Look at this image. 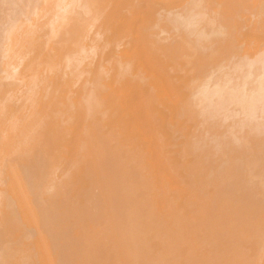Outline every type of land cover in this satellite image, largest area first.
I'll list each match as a JSON object with an SVG mask.
<instances>
[{
	"label": "bare ground",
	"instance_id": "obj_1",
	"mask_svg": "<svg viewBox=\"0 0 264 264\" xmlns=\"http://www.w3.org/2000/svg\"><path fill=\"white\" fill-rule=\"evenodd\" d=\"M51 1L54 2L56 0H50L49 2L47 1V5L51 4L52 3ZM89 1L93 2L91 0ZM105 1L106 0H103L104 4L102 3L103 6H105L103 10L104 9L106 10V8L108 9L110 5H112L113 7V4L115 3L113 2V4H111L112 0L111 1L109 0V2H107L108 0L106 2ZM114 1L119 2V0H114ZM241 1L242 0H122L121 2L124 3V6H122L124 8L123 13H125L132 6V2L133 3L136 2V3L133 4L134 7L132 6L125 13V15L127 14L126 16L124 15L122 16L121 11H118V10H122L121 7L120 9L119 8L117 10L115 9L116 11L120 12L119 14L115 11H114L115 13L107 12L108 14L104 12L106 18L105 15L102 14L103 11L101 13L99 9L100 13L105 18L103 19L104 21L102 20L103 23L105 21L106 22L109 21V23L111 21H114V19H116L114 18L115 14L119 15V16L115 15V17L117 16L118 18H121L122 16L125 19H123L124 22L122 23H121L122 20H120L119 24L116 26H114L115 24L112 25V27L115 28V29L113 28L114 30H112L111 27H109L111 26L109 23H106L105 29L102 27V30H100L101 26L105 25V23L104 24L101 23L102 24L101 26L98 23L99 27H97L98 24L96 22L95 26L96 25L97 26L95 31L96 30L100 31V34L99 32L96 34H99L97 36L102 40L101 35L103 33L102 36L103 40L102 41L99 40L96 37V34L91 32L92 34L87 33L88 35L85 36L90 37L93 36L94 34L95 37L94 36L93 37L97 38V40L92 39L91 43L89 40L88 43H90L91 45L85 42L81 45V49H80L81 59L79 60L80 73L78 75L80 78L79 80L80 87L78 88L79 83H77L76 84L78 85L76 86L77 89H75L74 85H73L74 88H72V90L75 89L73 91L75 95L77 94L76 91L78 89L80 90V94H79L80 96L77 95L79 96L80 99L79 101L77 100L79 104L78 106H80L78 107L80 108V111L79 109L76 110L77 112H79L78 115L81 114L80 115L81 120L78 119L80 120V122L78 121V125L79 123L83 124V126L81 124L82 129L81 128L80 129L82 131L80 134H82L84 138L80 136L81 139L79 137L80 139L79 141H81L82 138L83 140H85L86 137L89 135L88 134V129L90 125L89 122L93 124L95 123V121L99 119H103L107 121V123L101 126H103L104 129L106 130L110 129V131L108 132V136L107 133L105 135V137L107 136L108 138L104 137V139H107V143L106 140L103 141L105 142V146L109 144L111 140L116 141L115 142L116 146L122 147L123 150H121V152L124 151L125 155L124 153H122L120 155L121 157H119V155L117 154L119 152L118 149H116L117 151L115 150L116 151L115 154L114 153L112 154V152L108 153V151H105L106 149L105 150L103 149L105 148V146H103L104 143L102 142V140L100 138H97L99 136H98V132H96L95 129L97 128L96 127L97 124H95V127H93V130L95 129V131H92V133L95 132L93 134L94 136L93 138H95V140L97 139V141H99L100 144L97 141H94L91 144H89L88 142L87 149L89 152V158L91 159L93 157L94 162H95V158L97 157H101V158H99L97 161L99 163L95 165V171L94 170L92 171V168L90 166H89L90 168H88V165L89 164L91 165V163H89L90 160H88L89 158L85 157L87 156L86 154L84 156H82L81 154L82 150L84 154V150H85L84 148L86 147V145H84L83 143L85 144L87 143L86 142L87 139L85 142L82 140L83 149L79 151L80 153L78 152L80 154L78 156H80V160L81 159L84 160L87 158L86 159L87 161L85 160V162H88V165L86 163L87 168L90 169L91 172H93L91 173L92 176L95 175L93 176V179L95 178V185H94L95 188L93 187L92 183H90L92 187L90 186L91 192L90 191L89 192L91 194L89 193L90 194L89 195L87 193L91 197H88L87 195L86 200L82 199L85 203H90L88 208H86L85 206L84 209H81L79 205L82 207L83 205H85V203L82 201H81L82 203H80L79 201L75 202L70 197L69 190L75 188V187L70 188L74 184L73 182L72 185H69L70 183H72L70 181H73L72 178H70L71 176L69 177L67 175L70 179L69 180L67 178L68 182L70 183L66 181L67 180L65 179L67 177L66 175L64 179L63 177H61V179L59 180L60 183L55 180L57 177L63 174V170H64L62 168L64 167L63 163L61 165L62 171L59 168L61 171V172L59 171V173H61L59 176L56 175L58 174V171L57 173L56 170L54 172L55 168L52 170L53 174L49 173L52 171H50L51 168H49L51 166L48 167L49 161L48 163L46 162L48 159H46L44 156L46 155L45 152H43L44 154H42V160H41L40 159L41 156H39L41 155L40 151H39L40 154H37V152H35L34 150V149L37 150L39 148L37 147L33 148V146H31L33 145L32 141H34L33 139L34 136L37 135V133H35L34 130L36 131L40 127L37 126L38 122H36L37 117L40 114L38 112V116H36L37 114L36 105L39 102V98L36 100L37 98L36 95L38 93L36 94L35 92V90L39 88H35V87L33 88V83L32 85H30V87H28L27 84H30V80L32 79L31 73L28 78L27 77L25 78L24 77L25 75H23V78H21L22 76H20V78H17L16 76L15 80L18 79L17 83L19 82L17 84V87L20 88L25 87L24 89L27 90L26 91L21 90L24 96L18 94V96L15 97L16 98L15 100L11 99L13 100V102L9 99V101H11V104L9 102L7 107H5L6 104L8 103L7 101L8 98L6 97V95L8 94V92H10V90L6 93V95L2 97V98L6 97L7 103L6 101L4 102L1 101L4 103L1 105H4L2 107L3 108L5 107L4 108L5 111H3L4 109L0 107V112L3 111L2 113H4V114L0 113V116L1 117L7 116V117H5V119L4 117H2L3 119L0 117V123H1L0 125L1 128L0 185H2L4 181L6 183L8 182L9 184L13 183L12 185L14 191L16 189H17L16 192L23 190L20 191V193L23 192L25 194H20L19 192H17L19 193V198L17 197L18 198L17 199L15 192H14L15 194L14 197V195L12 194L13 190L9 191V189L12 187L11 184L9 185L7 183L8 186H5L6 185L5 182L3 183L4 185L2 186L5 190L8 187V191L7 190L5 191L2 188H0V198H2L0 199V239L2 238L1 239L2 243L6 239L9 240L8 245L4 244L5 242H7V240L3 243L4 244L3 246L6 245L5 248H2V245L0 246L1 248L0 264H34V263L37 264L38 261L32 262L33 258L34 260L36 259V257H32V256H34L35 252H38L35 251L36 249H38L36 245L39 243H40L39 245H41L42 242L40 241H42L44 237L47 238L46 243L48 245H46L45 247L44 245L45 240H43L42 244L46 249L43 246H40V249L41 247H43L44 250H42L43 249L42 248L41 252L42 251L45 252L46 250H48L49 252L46 251L47 252L46 255H44L45 253L43 254L41 253V256L44 259L40 255L39 258L37 257L38 260L40 259L39 263H41L42 259L44 260L42 261L41 264L43 263L44 264H258V262L261 261L262 259L261 256L264 251V237H263L264 235V200H263L264 199L263 197L264 196V46L263 49H261L260 51L258 50L261 47L258 48V50L256 49L258 52L256 53V51H254L255 55L252 54L254 55L252 57L248 55L246 52H244V49L243 51H241L240 50L241 46L238 45L239 42H235L237 40H234L236 37L234 36V39H232L230 33H226L227 25L225 26L224 22L221 23L220 18L221 17L223 18L222 15L223 11L222 12L218 11L219 8L225 10L227 9V7L228 8L231 7L232 9H237L238 7L241 6V5L238 6L239 3H241ZM6 2H7L6 0H0V13L2 11H6L4 10L5 5L9 6V4L8 3L6 4ZM12 2L15 1L13 0ZM40 2L42 4V1ZM97 2L101 3L100 0ZM15 3L17 4L18 2ZM66 3L67 6L69 5L68 3L70 2H66ZM107 3H109V6L106 7ZM245 3L243 2L244 5L248 6V4ZM258 3H260V1ZM235 4H238L236 6L237 8L234 6ZM253 4L254 2L252 3V5ZM52 5L53 4L49 6ZM8 6L7 8H9ZM49 6H47V8H49ZM54 6L55 5H53V7ZM70 6H72L74 9L73 5ZM103 6L101 5V7ZM218 6L219 8L217 9ZM233 6L235 8H233ZM214 7L216 8L217 12L215 11V9L213 11L212 8ZM12 8L14 10L15 6ZM23 8L21 7L20 10L21 13L22 10L24 11ZM239 9L240 8H238V10ZM254 9H257V7H255ZM241 10L242 9H240V11ZM257 10H259V8ZM262 10L258 12L261 13ZM57 11L59 12V10ZM231 11L228 12L232 15L233 12L231 13ZM234 12L236 11L234 10ZM223 14L225 15V13ZM263 14L264 13H262V15ZM57 15H62V14L58 13ZM96 15L99 16V14ZM234 15L238 16L240 14L238 15L234 14ZM262 15H260V17ZM2 16H3L2 21H4L5 20L4 17L6 15H2ZM8 16L10 17L9 14ZM242 16L243 15H240L241 18ZM263 17H261V19ZM257 18L259 19V16ZM106 19L109 20L107 21ZM238 19L240 18L238 17ZM40 20L41 19H39V21ZM73 20L75 19L73 18ZM35 21L37 24L38 20L36 18ZM78 21L80 22V20ZM69 22H71V20ZM4 23L5 22H3L2 24ZM40 24L41 23L38 24L39 26L38 25L35 26V24L33 26L38 28L41 26ZM107 24L109 26H107ZM232 24L231 26L235 25L236 22L235 24L233 25ZM94 28L92 30H94ZM234 28L235 27L233 26V29ZM240 28L241 27H239V29ZM167 29L169 31L171 30L172 32L178 34V37L175 35L177 37L176 38L177 40L173 38L170 44L168 43V45H164V43L168 42L167 34L171 32V31L169 32ZM116 30L117 33L120 32V35L115 33ZM260 30H262V27ZM20 35L21 36L17 35L18 36L17 39H19V37H22V39L24 38L22 36L23 34L20 33ZM263 35H261V37H263ZM236 36L240 38V34ZM172 37L173 36H171V38ZM25 38L24 40H27L28 43L31 42L35 44L34 41L32 42L29 41V39L27 38L25 39ZM91 38L92 37H90V39ZM227 38L228 39L231 38L232 39L231 41H233L234 43L230 42ZM246 38L247 37H245V40ZM226 39H227V43H226ZM220 41L223 42L221 43ZM7 42H11V39L10 40L8 39ZM17 42L14 45L15 47L12 45L9 46L11 48L13 47V49H15V52L18 51L16 50L17 48L19 49V46L16 47V44H19L20 42L18 43ZM160 42H164L163 45L162 43L160 44ZM181 42L183 43L184 47ZM224 42L226 44L224 48L221 47V51H223V49L226 48V45L230 43V45L227 46L228 53H225V51H223V55L219 54V56L215 57L214 52L211 51V49L213 50L214 48L216 49V51H218L217 49H220L217 48L218 45L222 46L224 45ZM231 44L235 48L231 46ZM234 44H237L239 47H236V45ZM26 46L23 48V50L25 49V51H26ZM182 47L184 49L185 48L189 49L188 51L195 48L194 49L195 53L201 52L200 58H202L203 60L199 62L198 61L199 56L195 55L194 53V57H193L192 52H194V50H192V52L190 51L191 56L194 59L195 56L197 57L196 60L199 62V64L196 65L194 63L196 67L192 68L191 70H184L183 68H186L184 67L183 64L184 62L182 61L183 63H180L179 61H181V59L178 60L180 55L183 56L184 54H186L184 53V51L187 52V50L186 49L184 50ZM242 47H244V45ZM3 51L0 52L1 55L3 54L2 53ZM11 51L12 53L10 51L9 52L6 51L5 53L8 52L11 53L12 55L14 53V50ZM19 51L21 52L22 55L23 51L22 50ZM176 51L177 52L182 51V53L184 54L182 55V53L180 52L179 55V53H177L178 58L175 59V57H177V55H174ZM221 51H219V53H222ZM207 54H209V57ZM210 54L214 55V57H212ZM8 56H10V54H8ZM187 56H184V58ZM2 57H4L3 59H5V57L7 59L6 55L5 56L2 55ZM13 59L10 58V60L12 61ZM194 59L192 61H194ZM25 60L26 59L24 58L23 62ZM187 60H191V59H187ZM192 61H190L189 63H187L188 61L186 62L187 65L186 64L185 65L188 67V69H190L189 66H191ZM10 63L12 62L10 61ZM181 65L183 67L182 69H181ZM11 67H13V65H11ZM27 68L29 67H25V69ZM0 72H2V70H0ZM5 72L6 71L4 70L3 73ZM8 72L11 71L8 70ZM6 74H8L9 78L10 76L14 78V76H12L14 74L11 75L10 73H5V75ZM42 74L50 76V73L45 74L44 71ZM61 74H62V70H61ZM57 75L59 74L57 73ZM2 76H4V74ZM40 76L41 75L37 77L40 78ZM1 78L6 80L7 77L5 76ZM9 78L7 79L9 80ZM38 78L36 80H39L38 81L39 84L37 83V81L34 83L40 85L41 83H43L40 82V80H42L43 77L42 79H38ZM44 79H46L45 76ZM5 80H0V81L3 82ZM32 81L33 79L31 80V82ZM42 81L45 82V80ZM7 82L9 85V81ZM13 82H15L14 79ZM24 84L26 85L24 86ZM37 85L35 86L39 87ZM45 85H47V83ZM54 85L55 86L59 85V83ZM54 85H52V87ZM7 86L6 88H8L10 85L8 87ZM55 86L53 87V89L55 88ZM62 86L65 88V85ZM48 87L50 88L49 85ZM1 88L2 90L1 89L0 90L3 91V87ZM31 89L32 92L34 91L35 93L34 92L33 93L36 94L33 95L35 96L34 98L36 102L34 101V98L32 99L33 93H31ZM18 90L20 89L18 88ZM55 91L57 92L56 88ZM55 91L53 90L52 93ZM13 94L14 93H12V95ZM54 94L55 93H53V95ZM46 96L47 98L48 96L50 97L49 94L48 95L46 94ZM57 96L59 95L57 94ZM64 96L62 97L64 98ZM10 97L12 96L10 95ZM23 97L25 98L24 99L25 102H23ZM69 97L70 96H67L65 97V99L67 98L69 99ZM17 98L19 99V102ZM21 98L22 101L20 100ZM45 98L46 97L41 99L42 103H44V101L42 100H45ZM70 98L72 101L73 98L72 97ZM48 99L51 100L50 98ZM48 99L47 101H49ZM74 101L76 100L74 99ZM17 102L20 103L19 106H17L18 105ZM22 102L24 108L21 107ZM34 102L36 103V105L33 104ZM47 103L50 104L49 102ZM62 103L60 104L62 105ZM53 104L50 107L48 105L46 106H48L49 107L48 109H50L52 106H54ZM73 104H72L73 106L71 105L72 108L77 107L75 106L76 102H73ZM40 107L38 106V110ZM55 107H58V105H56ZM16 108H18L17 111L19 110L17 113L14 112ZM76 110L71 109V112H74ZM6 111L7 113H5ZM12 111L14 112L13 114ZM46 111H48L47 107H46ZM60 111L61 110H59L58 112ZM5 114H9V115H5ZM65 114L66 113L62 115L64 116ZM67 114L68 116L70 115L68 112ZM75 115H77V113ZM185 115L188 116L186 119L189 118L191 122L194 121L193 123L194 127H192V129H189L191 131L193 130V132H191L192 136L191 137L189 136L190 140H187V142L181 141V143H179V144H183L184 146L181 152L178 151L180 150V148L179 149L175 148V145L174 144L172 145V143L170 144L169 142V145H167L169 146L168 148L174 146V148L177 150H173L174 148L172 150L178 151L181 154L179 155L176 154V152H174L178 156L172 157L170 152L171 148L170 150L166 149V144L168 142L164 143L166 141L163 140L162 142L161 139H164L166 135H168L167 134L168 129L170 128L172 129L173 126L175 127V123L179 120L178 118L184 116L185 119ZM65 116L67 117V115ZM53 117H54V113H53ZM39 118L42 117L39 116ZM61 118L63 117L60 116L59 124H61L60 122L63 120V119L61 120ZM181 118L183 119V117ZM66 119H65V123L67 122ZM71 119L73 120V122H75L74 120H76L75 123H77V118L74 117ZM186 119H185V123L187 122ZM103 120H99V121H103ZM54 122L52 123L54 124ZM57 122L58 120L55 123L57 124ZM56 124L54 125L56 126ZM50 125L48 126L50 127ZM67 125H69V123ZM168 125L169 128L167 127ZM46 127H44V129ZM49 127L47 128L50 129ZM69 127H73V124H71V126ZM98 127H99V123H98ZM44 129L43 131L46 132L47 129L46 130ZM68 129L69 131L68 130L67 131L71 132V130L75 129V127L72 129L71 128ZM99 129L97 128L98 131ZM106 130L103 133L101 130V133L104 135L105 132H107ZM73 132L75 133L72 134L76 135L77 131L73 130ZM90 132L91 131H89V133ZM48 133L47 134L49 136L43 138V140L44 139L47 140L48 138H50V134H51L50 131H48ZM57 133L58 134L61 133L60 135L62 136L65 132L62 133L58 131ZM44 134L43 133L41 134L40 132V135L43 136ZM80 134H77L76 137H78V135ZM72 136L73 135H71L70 138L69 135V138L71 140H72ZM89 136H92V134ZM168 137L166 138V140L168 139ZM170 137L172 139V136ZM170 137L168 141H171ZM30 138L33 140H31ZM41 138L40 140L42 143L40 141L37 142L35 141L36 144L38 142L41 143V144L38 143L39 144V145L37 144L38 146L43 145L44 141H42ZM61 138L62 137H60V140ZM69 138L67 137L66 139ZM75 138L73 139V141L75 140ZM28 139H30L31 142H28L27 145L25 143ZM174 139H172V141H174ZM71 140L69 141L66 140L69 144V148H71L70 146L71 144H73L72 142H70ZM48 141L50 140L48 139ZM62 142H63L62 144L66 143L64 140ZM29 143L31 144L30 145L31 149L34 150V153L37 154L40 158L37 155H36L37 157L34 158L35 154H32L33 151H31L30 148L29 149L27 148L29 147ZM68 144H64V146ZM23 145L26 147L25 157H23L24 156L23 151L19 152L18 154V151L22 150V148L24 147ZM111 145H113V147L115 146L114 143H112ZM111 145L110 147L113 148ZM74 146L76 147V145L73 144L72 146L73 148H71L72 149L71 152L75 153V150L78 151V148L80 147L77 146L76 149L74 148ZM176 146L178 147V145ZM49 147L47 146L46 148ZM69 148L66 149L67 153L68 151H70ZM27 149L30 150L31 153H28V151H26ZM53 149L57 150V148L55 149V147ZM61 150L63 149L61 148ZM50 151H49L50 153L48 152L49 154L54 153L52 151V148ZM57 152L62 153L61 151H57ZM88 152L85 153L88 154ZM69 153H68V158H66L65 161L69 158H72L75 159L74 162H76V157L78 156H76L75 158L73 157L77 152L75 154L73 153L74 154L72 155L73 157L71 156V154L69 155ZM29 154L30 155L32 154V156H30ZM179 156H181L180 158H182L180 159L181 161L177 159L179 158ZM187 157L190 159L188 160ZM44 159H46V161H44ZM60 159L57 160L60 162L62 161V159L61 160ZM82 160L80 162H82ZM41 161L44 163L46 162L47 166L46 164L43 163L45 167L42 166L41 168L40 167L42 165ZM54 161L56 160L54 159ZM54 161H52L53 165H54ZM67 161L65 163H67ZM71 161H70V165L75 164L73 162L71 163ZM15 162L17 163L16 165H14ZM80 162L77 163L80 164ZM159 163H161L160 167H159ZM56 166H55L56 169H58L60 164L56 163ZM75 166L78 167L79 165L76 164L73 166V168H75ZM83 166H81V168L79 166L78 167L79 169L77 171L79 172V170L82 169L84 172L85 169H83ZM177 166L180 168L184 167L185 169L184 171L186 172H182V173L179 172ZM44 168L45 169L49 168V169L45 171ZM67 168L69 169L70 167ZM162 168L166 171L164 173H168L166 174V178L169 175H174V176L176 174L179 175L180 181L177 176L174 177L176 183L177 182L186 183L185 181L187 180L188 183L185 184V186L186 185L189 186L188 190L190 191L186 193L187 195H184L185 192L183 194L184 197L186 196L187 198L186 200H188L187 201L188 203L186 204L189 205L191 203L190 204L191 206L189 205L191 208H189L188 206L189 209L187 208L188 209L187 212H185V210L187 209L184 210V206L182 208L180 206L181 204L175 203L177 199L171 200V198H169L170 196L167 197L172 201L173 204L170 203L171 205H169V202H171L169 200L167 202L168 204L167 203L162 204L164 206L165 204H167L168 206L162 207V205L161 206L159 205L162 203L161 200L159 199H162V196L164 197L165 195L168 194L166 192H165L166 194L160 193L162 195H160L159 197V195H157L159 191L157 188H155V185L159 182L162 183V181L165 182V180L167 182V180L173 179V176L172 177L170 176L171 178L168 177L167 179L163 178L164 176L161 175V171H160V169ZM176 168L178 169V171ZM12 170L14 172L13 175L11 172ZM66 171L68 170L66 169ZM66 171L64 173H68ZM86 171L88 174L89 170ZM54 173L57 177L54 175ZM133 174H135L136 177H134ZM182 174L184 175L183 176L184 181H182L183 180V177L181 176ZM52 175L55 177H53ZM91 175H89L90 179H91ZM49 176H51V179L55 178L54 180L57 182L56 183L57 185H54L55 183L51 184L52 180H49L50 178ZM14 178L16 180L15 183H17L16 185L20 184L18 188H20L21 183L23 185L24 182V186L25 185L28 186L27 187L28 190L26 189L25 191V189L22 188L24 186H21V188L18 190V188H16V185H14L15 184ZM62 179L63 181L65 180V182H67L69 186H64L66 184L65 182L64 185H61ZM74 181L76 182V180ZM168 182L166 183L167 186H168ZM170 182L173 181L170 180ZM183 183L182 186L184 185ZM80 185L78 184L79 187ZM170 185L168 186V189H166L167 186L162 183L161 188L164 187L165 190H167L168 192L171 191L169 190V187L175 186V185L173 186ZM33 189L35 190L34 194H37V197H35L36 195H32V193L34 192L32 191ZM1 190L3 192H8V194H12V195L8 196L6 194V196L8 197L6 199V197H4L5 196L4 193ZM29 190L31 191V193ZM81 190L79 189L78 193ZM178 190L175 189L173 191L176 192ZM27 191L30 193L32 198L25 196L27 194L26 193ZM74 191L77 192L75 189L71 192L72 193L71 195H73ZM154 192H155V196L157 195L158 197L157 196L156 197L159 199L155 198ZM84 193H86V189ZM92 193L94 195H92ZM43 194L48 195V199L46 198L47 202L46 203L41 202L42 204L40 203V208H38L39 205L37 204L39 201L38 198H40L39 195L42 196ZM171 194L174 193L171 192ZM20 195L24 196L25 198L21 197L20 199ZM10 196L14 197L13 198L14 200ZM74 196L75 194L73 195V197ZM176 196L173 195L172 198L175 197L180 199L179 198L180 196L179 197L178 195ZM43 197L44 196H42V198ZM82 197L84 198V194L83 196H81V198ZM30 198L31 200L33 198H34L33 200H37L34 202L35 203L37 202L36 206H38L37 208L39 209L38 218H35L38 210L36 211V213H32L33 211L32 209H31L32 211L30 210L31 206L33 205L35 206V204L29 206L28 201H30L29 200ZM81 198L79 199L81 200ZM168 198L166 199L168 200ZM19 199L22 201L23 206ZM158 200L161 203L160 202L158 203L157 202ZM17 201H19L21 208L29 206L27 207L29 209L25 208L24 210L23 208L21 210L20 206H17L20 209L19 211H16L13 207L14 204L17 203ZM32 201L30 202L34 203ZM17 207L15 208L17 209ZM26 210L29 211L26 212ZM183 210L185 213L182 212ZM23 211H25V213ZM162 211L165 212L162 213ZM14 212L16 214L19 212V215L23 216L22 221L26 219L24 218L26 216V213L27 216L34 217V219L33 217L32 218L29 217V218L35 220L34 221L35 223L38 219V224L42 228V232H43L42 234V232L40 231L41 230L40 227L37 226V223L33 224L36 225L33 226L36 227V229L33 230L36 231L35 235H37L36 236L37 238H35V236L33 238H35L37 242L39 240L38 243L37 242L35 243V241H31V239H29V237L33 235L34 231L29 229L30 232L32 231L33 232L31 233L32 235L28 234L29 231H27V229L30 228L31 225L26 224V220L23 222L21 221V225H20L21 228L28 226V228L26 227V230L24 228L25 234L23 232H20V234H18L17 230L21 231L22 229L21 228H20L21 230L18 229V225L16 223H19L21 217L17 216ZM20 212L21 213L23 212L22 213L23 215H21ZM29 212L32 214L28 215ZM14 217L16 218V220H18V222L15 220L16 221L15 223ZM18 217H20V219ZM31 219H29L30 222ZM23 223H25L26 225ZM37 231L39 235L37 234ZM253 232H255V234ZM21 233L24 234V236H22ZM28 235L30 236L28 237ZM39 236H41L42 239L39 238ZM29 244H34L36 246L33 247L34 245H31L33 248H36L34 251L32 250L34 252V253L32 252L33 255H29L27 253V247L29 246ZM32 247L31 249H33ZM28 248H30V246ZM48 254H51L52 259L49 258L51 257L50 255L48 257ZM45 256L48 258H46ZM45 259L48 260L46 261ZM263 260L264 258L262 259V263H264Z\"/></svg>",
	"mask_w": 264,
	"mask_h": 264
},
{
	"label": "rangeland",
	"instance_id": "obj_2",
	"mask_svg": "<svg viewBox=\"0 0 264 264\" xmlns=\"http://www.w3.org/2000/svg\"><path fill=\"white\" fill-rule=\"evenodd\" d=\"M7 2H6V4L8 3L9 4V6L8 5H5V9L4 10H6V11H2L1 13H0V15H1V19H0V52L1 51H3V50H5V51H3L2 53V55L3 56H7V59H6V57H5V59H3L4 57H2V55L0 54V70H2V72H0V80H5V79H2L1 77H7V78H9L8 77V74H6L5 75V73H10L11 75L12 74H14V75H12V76H14V78L13 77H11L10 76V74H9V76H10V78H9V80L6 78V80L5 81H0V89L2 90V88L1 87H3V91H1L0 90V102L1 101H6V97L8 98L7 99V101H8V103H7V101H6V106L5 107H7V105L9 104V102H10V104H11V101L13 102V100H11V99H16L15 97H17L18 96V94H21V96L23 95V93H22V91L21 90H23V91H26L27 89H24L23 87H17V84L19 83H17V80H15L16 79V76H17V78H20V76H22L21 78H23V75H25L24 77L26 78H28L29 76H30V73H31V77H32V79H33V81L31 82V80H30V84H27L28 85V87H30V85H32V83H33V88L35 87V88H39V89H37V90H35V92H36V94H34L33 92H32V89H31V93H33L32 94V96L33 95H36L37 96V98H36V100L39 98V102L37 103V105H36V101H35V96H33L32 97V99L34 98V103L33 104H35L36 105V107H37V111H36V116H38V112H39V116L40 117H42V118H39V116L37 117V121H36V119H35V121L36 122H38L37 123V126H40L36 131L34 130V132L35 133H37V135L36 136H34V141H32V143H33V145H31L30 143H29V147H27L28 149L30 148V150L31 151H33V153L32 154H35L34 153V150H35V152H37V154H40L41 153V155H39V156H41V158L37 155V154H35L34 155V158H36L37 156L42 160V154H44L43 152H45V154L46 155H44L45 156V158L46 159H48L47 161H46V159H44V161H46L47 163H48V161H49V165H48V167L49 166H51V167H49V168H51V170L50 171H52L54 168V172H55V170H56V173H57V171H58V174H56L57 176H59L61 173H59V171H60V169H61V165H62V163H63V166L64 167H62L64 170H63V174H61L59 177H57L56 175H55V173H54V175L58 178V180H57V178L55 179V178H52L51 179V176H49L50 178H49V180H52V182H51V184H53V183H55L54 185H57L56 183V181H58L59 183H60V179H61V177H63V179H64V177H65V175L67 176H71L70 178H72V180L73 181H70V182H72V183H70V182H68V179H69V177L67 176L65 179H67L66 181L68 182V183H70L69 185H72L73 184V182H74V186L72 185L70 188H73V187H75V188H73V189H71V190H69L70 191V197L76 202H80V203H82V202H84L82 199H84V200H86V196L91 192V190H90V188L92 187L91 186V184L90 183H92V185H93V187H94V185H95V178L93 179V176H95V175H91V173H93V172H91L90 171V169H88V168H92V171L94 170L95 171V165L96 164H98L99 162H97L98 161V159L99 158H101V157H97V158H95V162L93 161V157L90 159L89 158V152H88V149H87V144H88V142H89V144H91V143H93L94 141H97V139L95 140V138H93L94 136H93V134L95 133V132H93L92 133V131H95V129H96V132H98V136L99 137H97V138H100L101 140H102V142L104 141V140H106V143H107V139H104V137H105V135H106V133H107V136H108V132L110 131V129H104V127L103 126H101V125H104V124H106L107 123V121H105V120H103V119H99V120H103V121H99V120H97V121H95V123H93V124H91L90 122H89V129H88V134L89 135H91L92 134V136H87L86 137V139H87V141H86V139L85 140H83V138H84V136H82V134H80L81 133V129H82V126H83V124L82 123H79V125H78V121L80 122V120H81V114L80 115H78L79 114V112H77V110L79 109V111H80V108H78V107H80V106H78L79 104H78V101L80 100L79 99V94H80V90L77 92L76 91V95L74 94V90L75 89H77L76 88V86H78V85H76L77 83H79V86H78V88L80 87V78H79V73H80V66H79V60L81 59V45L85 42V43H88L89 42V40H90V43L92 42L91 40L93 39H96L97 40V38H98V36L97 35H99L100 34V31H98V30H96L95 31V29H96V26H95V23L97 22V24L99 23L100 24V26L102 25L101 23H103V19H105L106 18V15H105V13H111V12H117L118 14L120 13V12H118V11H121V14H122V16L124 15V16H126L125 15V13L133 6V4L134 3H136V2H132V6L125 12V13H123V11H124V8L122 7V6H124V3L123 2H121L120 0H119V2H117V1H114V0H110L111 1V4H113V2H115L114 4H113V7H112V5H110L111 6V8H110V6H109V3H107L106 4V7L107 6H109V8L107 9L106 8V10L104 9L103 10V8L105 7V6H103V4H104V2H103V0H100L101 1V3L99 2H97V1H99V0H91V1H93V2H90L89 0H74L75 1V3H74V1L72 0V1H70V0H61V2H60V0H56V1H58V2H56V1H54V2H52L51 4H53V5H55L54 7H53V5L52 6H49V5H51V4H49V5H47V1L49 2L50 0H27V1H25V0H14L15 2H18L17 4L15 3V2H12L13 0H6ZM21 1V2H20ZM32 1H35V2H32ZM40 1H42V4H41V2ZM107 1V0H106ZM105 1V2H106ZM254 2V4L252 5V3ZM252 1H249V0H242L241 1V3H239V5L238 4H235L234 6L236 7L237 5L238 6H243V7H238V8H240V9H242L243 10V12H242V10L240 11V9L238 10V8L237 9H232L231 7L230 8H228L227 7V9H225V10H223L222 8V10L219 8V6L217 7V9H218V11H220V12H222L223 11V13H225V15L222 13V15H223V18L221 17L220 19H221V23H223L224 22V24H225V26L227 25L228 26V24H229V26H228V28H227V26H226V30H227V32L226 33H230V35L232 36V39H234V36L237 38H235L234 40H237V41H235V42H239V44L238 45H240L241 47V51H243V49H244V52H246L248 55H250L251 57L252 56H254L255 54H254V51H256V53L258 52V51H260L261 49H263V46H264V41H263V39H264V29H263V27H264V14L262 15V13H264V1L263 0H252ZM256 1V2H255ZM260 1V3H261V5H260V3H258ZM20 2V3H19ZM45 2V3H44ZM66 2H70V3H68L69 5H67L66 6ZM72 2V3H71ZM84 2V3H83ZM107 2H109V0L107 1ZM121 2V3H120ZM243 2L245 3V4H248V6H246V5H244L243 4ZM250 2V3H249ZM14 3V4H13ZM25 3V4H24ZM58 4V5H56V4ZM74 3V4H73ZM103 3V4H102ZM258 3V4H257ZM27 4V5H26ZM30 4V5H29ZM40 4V5H39ZM44 4V5H43ZM103 6V7H101V5ZM117 4V5H116ZM243 4V5H242ZM250 4V5H249ZM13 5V6H12ZM49 6V8H47V6ZM61 5H62V7H61ZM70 5H73L74 6V9H73V7L72 6H70ZM76 5V6H75ZM79 5H80V7H79ZM83 5V6H82ZM136 5V4H135ZM7 6L9 7V8H7ZM15 6V9L13 10V8L12 7H14ZM18 6V7H17ZM46 6V7H45ZM59 8V7H61V8H57V7ZM64 6V7H63ZM66 6V7H65ZM98 6V7H97ZM117 6V7H116ZM233 6V8H235ZM251 6V7H250ZM259 6H261V7H259ZM11 7V8H10ZM21 7L24 9V11L22 10V13H21ZM72 7V8H71ZM114 7H116V8H114ZM122 7V8H121ZM134 7V6H133ZM216 7V6H215ZM212 8L213 9V11H214V9H215V11H216V8ZM255 7H257V9L259 8V10H257V9H254ZM20 8V9H19ZM39 8V9H38ZM45 8H47V9H44ZM68 8V9H67ZM71 8V9H70ZM122 9V10H118V11H116L117 9ZM19 9V10H18ZM43 9V10H42ZM64 9V10H63ZM70 9V10H69ZM99 9H100V11H101V13H102V11H103V15H105V18H104V16L100 13V11H99ZM111 9H113V10H111ZM116 9V10H115ZM231 9H232V11H231ZM262 10V12L261 13H259L261 10ZM57 10H59V12L57 11ZM60 10H62V11H60ZM66 10H68V11H66ZM72 10H73V12H72ZM97 10H98V12H97ZM108 10V11H107ZM230 12L231 11V13H232V15L228 12V11ZM234 10L236 11V12H234ZM238 10V11H237ZM244 10H246V11H244ZM71 11V12H70ZM252 11V12H251ZM259 11V12H258ZM5 12V13H4ZM59 14H62V15H57L58 13ZM62 12V13H61ZM74 12H76V13H74ZM78 12H79V14H78ZM105 12V13H104ZM114 12V13H115ZM210 12H212V11H210ZM217 12V11H216ZM229 14H228V13ZM240 12V13H239ZM244 13V14H242V13ZM247 12V13H246ZM249 12V13H248ZM254 12V13H253ZM7 13V14H6ZM44 13V14H43ZM73 13V14H72ZM81 13V14H80ZM107 13V14H108ZM114 13H113V15H114ZM256 13H258V14H256ZM8 14L10 15V17H12V18H10L9 16H8ZM38 14V15H37ZM96 14H99V16L100 15H102L103 16V18H102V16H100V18H99V16H97ZM234 14H240V15H243L242 16V18L240 17V15H238V16H236V15H234ZM253 14V15H252ZM2 15H6L5 17H4V21H2L3 19V16ZM22 15V16H21ZM42 15V16H41ZM73 15V16H72ZM95 15V16H94ZM115 15H117V14H115ZM115 15H114V18H116V19H114V21H111L110 23H109V19H106L108 22H104L105 23V25H102L101 26V29L100 30H102V27L105 29V26H106V23H109L111 26H109L108 24H107V26H109V27H111V29L112 30H114L115 28L114 27H112V25H114V26H116V25H118L119 24V22H120V20H122L121 21V23L122 22H124V20L123 19H125L124 17H122L121 16V18H118L117 16H119V15H117L116 17H115ZM234 15V16H233ZM260 15H262L261 17H263L262 19H261V17H260ZM39 17V19H41L42 21H43V19H44V21L42 22L41 20L39 21V19H38V17ZM43 16H45V17H43ZM253 16V17H252ZM259 16V19L257 18ZM16 17V18H15ZM31 17V18H30ZM60 17V18H59ZM70 17V18H69ZM72 17V18H71ZM80 17V18H79ZM94 17H97V18H94ZM233 17V18H232ZM238 17L242 20H240V19H238ZM244 17V18H243ZM35 18L39 21H37V24H36V21H35ZM63 18V19H62ZM66 18H68V19H66ZM73 18L75 19V20H73ZM84 18V19H83ZM102 18V19H101ZM118 18V19H117ZM15 19V20H14ZM17 19H18V21H17ZM47 19V20H46ZM71 20V22H69L70 20ZM89 19V20H88ZM226 19V20H225ZM232 19V20H231ZM244 19H245V21H244ZM251 19V20H250ZM46 20V21H45ZM66 20H67V22H66ZM69 20V21H68ZM78 20H80V22L78 21ZM86 20V21H85ZM103 20V21H102ZM118 22H117V21ZM234 20V21H233ZM102 21V22H101ZM155 21V20H154ZM227 21V22H226ZM259 21H261V22H259ZM263 21V22H262ZM3 22H5L4 24H2ZM73 22V23H72ZM78 24H77V23ZM229 22V23H228ZM233 24H235V22H236V24L235 25H233ZM258 23V25H257V23ZM35 24V26L36 25H38L39 23H41L40 25L41 26H43V27H41V29H40V27H34L33 25ZM67 23H69V24H67ZM81 23V24H80ZM103 23V24H104ZM228 23V24H227ZM244 23V24H243ZM33 24V25H32ZM63 24V25H62ZM74 24V25H73ZM75 24H76V26H75ZM99 24H98V26L97 27H99ZM231 24L236 28V30H235V28L233 29V26H231ZM55 25V26H54ZM241 25V26H240ZM257 25V26H256ZM39 26V25H38ZM54 26V27H53ZM94 26H95V28H94ZM237 26V27H236ZM245 26V27H244ZM94 28V30H92L93 28ZM231 27V28H230ZM239 27H241L240 29H239ZM244 27V28H243ZM261 27H262V30H260L261 29ZM1 28H2V30H1ZM53 28V29H52ZM78 28V29H77ZM92 28V29H91ZM114 28V29H113ZM229 28H230V30H229ZM20 29V30H19ZM39 29V30H38ZM85 31H83V30ZM98 29V28H97ZM103 29V30H104ZM169 29V28H168ZM167 29V30H168ZM239 31H238V30ZM259 29V30H258ZM21 30H22V32H21ZM45 30V31H44ZM56 30V31H55ZM234 30V31H233ZM240 30H242V31H240ZM43 31V32H42ZM72 31V32H71ZM79 31H80V33H79ZM88 31H90V32H88ZM125 31V30H124ZM169 31V30H168ZM171 31V30H170ZM169 31V32H170ZM237 31H238V33H237ZM261 31H262V33H261ZM98 33L99 32V34H96V37L97 38H94L95 36H94V34H93V36H90V37H92L91 39H90V37H86L88 34H92V33ZM113 32V31H112ZM241 32V33H240ZM20 33L21 34H23L22 36L25 38H27V39H29V41H34L35 42V44L34 43H28V41L27 40H24V38L22 39V37H19V39H21V40H19V39H17L18 38V36L17 35H19V36H21L20 35ZM88 33V34H87ZM115 33H117V30L115 31ZM231 33H234V34H231ZM236 33V34H235ZM2 34H5V35H2ZM74 34V35H73ZM76 34V35H75ZM79 34V35H78ZM117 34H119L120 35V32L119 33H117ZM117 34H114V35H117ZM170 34H172V35H170ZM240 34V38L238 37V36H236V35H239ZM242 34H243V36H242ZM54 35V36H53ZM86 35V36H85ZM168 35V42H166V43H164V42H160V44L162 43V45H163V43H164V45H168V43L170 44L171 43V40L174 38V39H176L177 37H178V34H176V33H174V32H170V33H168L167 34ZM177 37H176V36ZM228 35V34H227ZM226 35V36H227ZM260 35V36H259ZM261 35H263V37H261ZM6 36V37H5ZM103 33H102V35H101V38H102V40H103ZM171 36H173L172 38H171ZM229 36V35H228ZM31 37V38H30ZM59 37V38H58ZM83 37V38H82ZM100 37V36H99ZM245 37H247L246 38V40H245ZM253 37V38H252ZM257 37H261L260 39L259 38H257ZM6 38V39H5ZM25 38V39H26ZM73 38V39H72ZM76 38V39H75ZM78 38V39H77ZM85 38V39H84ZM239 38V39H238ZM8 39L10 40L11 39V42H7L8 41ZM31 39H33V40H31ZM82 39H84V40H82ZM88 39V40H87ZM99 40H101L100 38H98ZM228 39V38H227ZM227 39H226V43H227ZM231 38L230 39H228L230 42H232V43H234L233 41H231L232 40ZM244 39V40H243ZM257 39H258V41H257ZM6 40V41H5ZM13 40V41H12ZM16 40V41H15ZM17 40H18V42H20L19 44H16V47H18L19 46V49L17 48L16 50H18L17 52H15V49H13V47L11 48V47H9V46H14L15 45V43L17 42ZM87 40V41H86ZM101 40V41H102ZM177 40V39H176ZM239 40H241V41H243V42H241V41H239ZM15 41V42H14ZM22 41V42H21ZM24 41V42H23ZM81 41V42H80ZM4 42V43H3ZM17 42V43H18ZM26 42V43H25ZM100 42V41H99ZM104 42V41H103ZM180 42V41H179ZM221 43L223 42V41H220ZM241 42V43H240ZM244 42H247V43H244ZM249 42V43H248ZM262 42V43H261ZM7 43H10V44H7ZM25 43V44H24ZM90 43H88V44H90ZM182 43V42H181ZM225 42H224V45H218V47L217 48H220V49H217L218 51H216V49H214L213 48V50L211 49V51H213L214 52V55H215V57H217V56H219V54L220 55H223V51H225V53H228L227 51H228V49H227V46L228 45H230V43L229 44H227L226 45V48L225 49H223V51H221V47H225V44H226ZM251 43V44H250ZM22 44V45H21ZM28 44V45H27ZM31 44V45H30ZM34 44V45H33ZM218 44H220V43H218ZM237 44H234V45H236V47H239ZM244 45V47H242L243 45ZM261 46H260V45ZM263 44V45H262ZM8 45V46H7ZM26 46V51H25V49L23 50V48ZM33 45V46H32ZM67 45V46H66ZM91 45V44H90ZM102 45V44H101ZM182 45H183V43H182ZM259 46V47H257V46ZM2 46V47H1ZM7 46V47H6ZM23 46V47H22ZM35 46H37V47H35ZM185 46H187V45H185ZM231 46H233L232 44H231ZM15 47V46H14ZM22 47V48H21ZM35 47V48H34ZM89 47H91V46H89ZM181 47V46H180ZM183 47H184V45H183ZM182 47V48H183ZM191 47V46H190ZM214 47V46H213ZM234 47V46H233ZM261 47V48H260ZM2 48H4V49H2ZM6 48V49H5ZM32 48V49H31ZM216 48V47H215ZM235 48V47H234ZM258 48H260L259 50H258ZM8 49V50H7ZM66 49H68V50H66ZM184 49V48H183ZM186 49V48H185ZM184 49V50H185ZM191 49V48H190ZM195 49V48H194ZM194 49H192V50H194ZM246 49V50H245ZM258 51H257V50ZM11 50H14V53L11 55V53H12V51ZM19 50H22L23 52H22V55H21V52L19 51ZM64 50V51H63ZM184 50H182V51H184ZM187 50V52L186 51H184V53H186V54H184V53H182V51H180L181 53H182V55L183 56H181L180 55V52H175L174 53V55H177V57H175V59L176 58H178V54L177 53H179V58H178V60L179 59H181V61H179L180 63H183L184 64V67H186V68H183L182 67V65H181V69L183 68L184 70H191L192 68H194V67H196V65L197 64H199V62L201 61V60H203L202 58H200V53H195V50H194V52H192V50H190L193 54V57H194V53H195V55H197V56H199V58H200V60H199V58H198V61L196 60L197 59V57L195 56V59L191 56V53H190V51H188L189 49H186ZM247 50H248V52H247ZM6 51H10L11 53H5ZM219 51H221L222 53H219ZM18 52H20V53H18ZM69 52V53H68ZM218 53V55H217V53ZM250 52V53H249ZM19 55H18V54ZM216 53V54H215ZM224 53V54H225ZM8 54H10V56H8ZM15 54V55H14ZM187 54H188V56H187ZM190 54V55H189ZM199 54V55H198ZM252 54H254V55H252ZM203 55V54H202ZM201 55V56H202ZM208 55V57H209V54H207ZM212 57H214V55H212V54H210ZM16 56V57H15ZM20 56V57H19ZM184 56H187V57H189V58H187V57H185L184 58ZM13 57H14V59H15V61H14V59H13ZM21 58V59H19V58ZM26 59L24 62H23V60H24V58ZM183 57V58H182ZM192 57V58H191ZM10 58L11 59H13V61L12 60H10ZM78 59V60H77ZM187 59H191V60H187ZM194 59V61H192ZM6 60V61H5ZM17 60V61H16ZM178 60H177V62H178ZM8 61V62H7ZM10 61L12 62V63H10ZM21 61V62H20ZM183 61V62H182ZM188 61V62H187ZM190 61H192L191 62V66H193V64H194V66L193 67H191V66H189V68L190 69H188V67L186 66L187 64H186V62L187 63H189ZM14 62H16V63H14ZM18 62H20V63H18ZM29 62V63H28ZM8 63H10V64H8ZM24 65H23V64ZM70 63V64H69ZM2 64H5V65H2ZM186 64V65H185ZM3 67H2V66ZM11 65H13V67H11ZM10 66V67H9ZM29 67V68H27V69H25V67ZM6 67V68H5ZM22 67V68H21ZM35 67V68H34ZM13 68V69H12ZM43 68V69H42ZM47 70H45V69ZM22 69V70H21ZM65 69V70H64ZM4 70L6 71L5 73H3L4 72ZM8 70H10L11 72H13V73H11V72H8ZM19 70V71H18ZM25 72H24V71ZM32 70V71H31ZM40 70V71H39ZM61 70H62V74H63V76H62V74H61ZM65 72H64V71ZM17 71V72H16ZM31 71V72H30ZM43 71L45 72V74H49L50 73V76L48 75H44V74H42L43 73ZM35 72V73H34ZM42 72V73H41ZM26 73V74H25ZM39 73V74H38ZM56 73V74H55ZM57 73L59 74V75H57ZM78 73V74H77ZM4 74V76H2ZM77 74V75H76ZM33 75V76H32ZM39 75H41L40 76V78H38L37 76H39ZM53 75V76H52ZM44 76L46 77V79H44ZM75 76V77H74ZM42 77H43V79H42ZM48 77V78H47ZM53 77V78H52ZM60 79H59V78ZM78 77V78H77ZM42 79V80H45V82L47 83V85H45L46 83L44 82V81H42V80H40V82H43V83H41L40 85H37L36 83H34V82H36L37 81V83H38V81L39 80H36V79ZM13 79H14V81L15 82H13ZM49 79V80H48ZM54 79H56V80H54ZM58 79V80H57ZM35 80V81H34ZM48 80V81H47ZM51 80H52V82H51ZM54 80V81H53ZM7 81H9V85H8V82ZM57 81V82H56ZM63 81V82H62ZM65 81V82H64ZM75 81V82H74ZM79 81V82H78ZM12 82V83H11ZM49 82V83H48ZM53 82H56V83H53ZM11 83V84H10ZM13 83H15V84H13ZM51 83H53V84H51ZM59 83V85H54V84H58ZM64 83V84H63ZM75 83V84H74ZM12 84H13V86H12ZM39 84V83H38ZM4 85V86H3ZM9 87H8V86ZM20 85V84H19ZM18 85V86H19ZM26 84H24V86H25ZM35 85H37V86H39V87H36ZM48 85L50 86V88L48 87ZM52 85H54L55 86V88H56V90H57V92L55 91V88L53 89V87H52ZM62 85H65V88L62 86ZM73 85L75 86V89L74 90H72V88H74L73 87ZM6 86L8 87V88H11V89H8V88H6ZM21 86V85H20ZM23 86V85H22ZM48 87V88H47ZM62 88V89H59V88ZM5 88V89H4ZM18 88L20 89V90H18ZM23 88V89H22ZM51 88H52V91L54 90L55 92H53V93H55L54 95H53V93H52V91H51ZM64 88V89H63ZM71 88V89H70ZM7 89V90H6ZM13 89V90H12ZM4 90H5V92H4ZM10 90V92H8ZM50 90V91H49ZM68 90H70V91H68ZM71 90H72V92H71ZM62 91H64V92H62ZM1 92H3V93H1ZM8 92V96L6 95V93ZM21 92V93H20ZM12 93H14L13 95H12ZM40 93V94H39ZM51 93V94H50ZM46 94L48 95H50V97L48 96V98H50L51 100H49L48 98H47V96H46ZM57 94L60 96V98H59V96H57ZM2 95V96H1ZM4 95H6V97H4V98H2ZM10 95L12 96V97H10ZM40 95V96H39ZM65 95V96H64ZM77 95H79V96H77ZM24 96V95H23ZM52 96V97H51ZM62 96H64V98L62 97ZM67 96H70V97H72L73 99H72V101H71V98L69 97V99L67 98V99H65V97H67ZM14 97V98H13ZM20 97V96H19ZM42 97V98H41ZM44 97H46L49 101H47V99L45 98V100H42V101H44V103H42L41 102V99H43ZM2 98V99H1ZM41 98V99H40ZM62 98V99H61ZM4 99V100H3ZM9 99L11 100V101H9ZM24 97H23V102H25L24 101ZM59 99V100H58ZM74 99L76 100V101H74ZM17 100H18V102H19V99L17 98ZM21 101H22V98L20 99ZM61 100V101H60ZM66 100V101H65ZM78 100V101H77ZM21 101H20V103H21ZM33 101V100H32ZM63 101H65V102H63ZM72 103H71V102ZM3 102H1L0 103V107H2V106H4V105H1V104H4ZM17 102V103H18ZM23 102H22V104H21V107H23ZM47 102H49L50 104H48ZM51 102H53V103H51ZM64 104H63V103ZM69 102H70V104H69ZM73 102H76V105L75 106H77V107H71V105L73 104ZM20 103H18V105L17 106H19V104ZM60 103H62V105L60 104ZM39 104V105H38ZM54 105V106H52L50 109H48L51 105ZM75 104V103H74ZM73 104V105H74ZM34 105V106H35ZM40 105H41V107H40ZM46 105H48V106H46ZM56 105H58V107H55ZM72 105V106H73ZM38 106L40 107L39 108V110H38ZM66 106H68V107H66ZM4 107V108H5ZM46 107H47V110L49 111H46ZM3 108V107H2ZM1 108V109H2ZM3 108V109H4ZM19 108V107H18ZM18 108H16L15 110H14V112H18L17 111V109ZM24 108V107H23ZM23 108H21V109H23ZM42 108V109H41ZM52 108H53V111H52ZM55 108V109H54ZM60 108V109H59ZM64 108V109H63ZM68 108H69V111H68ZM20 109V108H19ZM71 109H77L76 111H74V112H71ZM45 110V111H44ZM50 110H51V112H50ZM59 110H63L62 111V113H61V111L60 112H58ZM66 110H67V112L70 114L69 116H68V114H67V112H66ZM3 111H5V109L3 110ZM2 111V112H3ZM56 111V112H55ZM2 112H0V113H2ZM13 111H12V114L14 113ZM71 112V113H70ZM77 113V115H75L76 113ZM5 113H7V111L5 112ZM48 113H50V114H48ZM52 113V114H51ZM53 113H54V117H53ZM61 113V114H60ZM64 113H66L65 115H67V117L65 116V118H64V116L62 115V114H64ZM81 113V112H80ZM2 114H4V113H2ZM59 116H58V115ZM73 114V115H72ZM5 115H9V114H5ZM53 118H52V117ZM60 116H62L63 118H61V124H59V121H60ZM73 116V117H72ZM1 117V116H0ZM2 117H4V116H2ZM1 117V118H2ZM5 117H7V116H5ZM5 117H4V119H5ZM59 117V118H58ZM77 118V123H75L76 122V120H74L75 122H73V120L71 119V118ZM79 117V118H78ZM181 117H183V119L181 118ZM180 118H178L176 121V123H175V127L173 126L172 127V129L170 128V129H166L167 130V134L168 135H166V137L164 138V139H161V141L163 142V140H165L166 142H164V143H167L166 144V149L167 150H170V148H171V150L174 148V146H171L170 148H168L169 146H167V145H169V142H170V144L172 143V145L174 144L175 145V148H180V150H178V151H180L181 152V150L183 149V144H179V143H181V141H185V142H187V140H190L189 138L192 136V134H191V132H193V130L191 131V130H189V129H192V127H194V121H192L191 122V120H189V118L188 119H186L188 116H186L185 115V119H186V123H185V119H184V116H181ZM39 118V119H38ZM53 120H52V119ZM55 118V119H54ZM67 118V119H66ZM3 119V118H2ZM65 119L67 120V122L65 123ZM78 119H80V120H78ZM58 120V122H57V124L55 123L56 121ZM54 122V124H56V126L52 123V122ZM184 123H183V122ZM70 122H72V123H70ZM192 123V125H191V123ZM63 123V124H62ZM69 123V125H67ZM98 123H99V127H98ZM182 123V124H181ZM36 124V123H35ZM51 124V125H50ZM66 124V125H65ZM71 124H73V127H69V126H71ZM75 124V125H74ZM81 124H82V126H81ZM95 124H97L96 125V127L99 129H101L102 130V133L106 130L107 132H105V134L103 135L102 133H101V130L99 129V131L97 130V128H95L94 130H93V127H95ZM190 124V125H189ZM0 125H1V123H0ZM48 125H50V127L48 126ZM64 125H65V127H64ZM187 125V126H186ZM49 127L50 129H48L47 127ZM90 126H91V129H90ZM189 126H191V127H189ZM44 127H46L45 129H44ZM55 127V128H54ZM74 128L75 127V129H72L71 130V132H68L69 131V129L68 128ZM77 127V128H76ZM79 127V128H78ZM168 128H169V125L167 126ZM44 130H46V132H44L43 131V129ZM62 128V129H61ZM64 128V129H63ZM81 128V129H80ZM106 128V127H105ZM35 129H36V127H35ZM57 131H56V130ZM66 129V130H65ZM103 129H104V131H103ZM0 130H1V128H0ZM38 130H39V132H38ZM54 130V131H53ZM68 130V131H67ZM73 130H76L77 131V133H76V135L75 134H72V133H75V132H73ZM171 132H170V131ZM188 130V131H187ZM48 131H50V138H48L50 141H48V139L46 140V139H44L43 140V138H45V137H48L49 135V133H48ZM54 133H53V132ZM58 131H60V132H62V133H64L63 135H65V136H61L60 134H58L57 132ZM64 131V132H63ZM89 131H91L90 133H89ZM169 131V132H168ZM190 131V132H189ZM40 132H41V134L43 133H45L43 136L42 135H40ZM71 133V134H68V133ZM48 133V134H47ZM83 133V132H82ZM52 134H55V135H52ZM68 134V135H67ZM77 134H80V135H78V137H76L77 136ZM84 134V133H83ZM191 134V135H190ZM33 135H34V133H33ZM38 135H40V136H38ZM57 135V136H56ZM60 135V136H59ZM69 135H70V138H71V135H73L72 136V140L69 138ZM75 135V136H74ZM182 135H184V136H182ZM39 138H38V137ZM41 136H42V138H41ZM53 136V137H52ZM54 136H56V137H54ZM83 137L82 138V140L85 142H87L86 144L85 143H83V141L81 140V141H79L80 139H81V137ZM106 136V137H107ZM110 136V135H109ZM170 136H172V139H174V141H172V139H171V137H170V140L171 141H168L169 140V137ZM186 136V137H185ZM190 136V137H189ZM60 137H62L61 138V140H60ZM69 138V139H66V138ZM75 138V140L73 141V139ZM79 137H80V139H79ZM105 137V138H106ZM168 137V139L166 140V138ZM183 137H184V139H183ZM32 138V137H31ZM30 138V139H31ZM36 138V139H35ZM40 138L42 139V141H44L43 142V145L41 146V147H43V148H41L40 146H38L39 144H41L42 142H41V140H40ZM65 138V139H64ZM108 138V137H107ZM30 139H28V140H30ZM33 139H31V140H33ZM38 139V140H37ZM77 139H78V141H77ZM99 139V140H100ZM111 139V138H110ZM26 141V143L25 144H27L28 145V142H31V140L30 141ZM60 140V141H59ZM65 141L66 143H64V144H68V142L67 141H69V140H71L70 142H72L73 144H75L76 145V147L74 146V148H76L77 149V146H79L80 148H78V151H76L75 150V153L74 152H71L72 151V149L71 148H73L72 146H73V144H71V148H69V144L68 145H65L64 146V144H62L63 142L62 141ZM67 140V141H66ZM100 140V141H101ZM37 141H40L41 143H37L36 144V142ZM179 141V142H178ZM50 142V143H49ZM76 142V143H75ZM99 144H100V142L99 141H97ZM101 142V143H102ZM116 141H110V145L112 144V143H114V145L116 146V143H115ZM176 142V143H175ZM53 143H54V145H53ZM82 143L84 144V145H86V147L84 148L85 150H84V154H83V145H82ZM104 143V145L103 146H105V142H103ZM59 144H61V145H59ZM109 144H107L106 146H105V148H103L105 151H108V153L109 152H112V154L114 153L115 154V152L117 151L116 149H118V155H119V157H121L120 155L122 154V153H124V155H125V152L123 151V152H121V150H123V148L122 147H118V146H114L113 147V145H111L113 148H115V149H113V148H111L110 147V145ZM26 145V146H27ZM33 146V148H35V147H37V148H39V149H34V150H32L31 149V146ZM37 145V146H36ZM45 145V146H44ZM52 145V146H51ZM176 145H178V147L176 146ZM24 146V145H23ZM22 146V147H23ZM49 147L50 148V150H51V148H52V151L54 152V153H51V154H49L51 151L49 150V148H46V147ZM57 146V147H56ZM63 146V147H62ZM67 146V147H66ZM55 147V149L57 148V150H54L53 148ZM60 147V148H59ZM65 147V148H64ZM24 148V149H23ZM22 148V150H20V151H18V154H19V152H21V151H23L24 152V156H23V154H22V156L23 157H25L26 155V152H25V149H26V147L24 146ZM44 148H45V150H44ZM61 148L63 149V150H61ZM67 148H69L70 149V151H68V153H69V155L71 154V156L72 155H74V157L73 158H75L76 156H78V155H80L79 153V151H81L82 150V156H84L85 154L87 155V156H85V157H88L89 159L88 160H90L89 161V163H91V165L89 164L88 165V162H85V160L87 159H84V160H82V162H80L81 160H80V156H78V157H76V162H74L75 161V159H72V158H69V159H67V160H69V161H67V163H65L66 161H65V159L66 158H68V153L66 152V149ZM88 148H89V146H88ZM173 149V150H177V149ZM26 150V151H28V153H31V151L30 150ZM42 150V151H41ZM87 150V151H86ZM116 150V151H115ZM170 150V152H171V156L172 157H177L178 155H176V154H179V155H181L178 151H171ZM39 151H40V153H39ZM50 151V152H49ZM57 151H61L62 153H60V152H57ZM49 152V153H48ZM64 152V153H63ZM79 152V153H78ZM85 152H88V154L87 153H85ZM121 152V153H120ZM174 152H176V154L174 153ZM178 152V153H177ZM17 153V152H16ZM27 153V154H28ZM47 153H48V155H47ZM74 153V154H73ZM32 154L30 155V156H32ZM53 154H54V156H53ZM64 154V155H63ZM67 154V155H66ZM37 155V156H36ZM29 156V157H30ZM43 156V157H44ZM55 156H57V157H55ZM71 156H69V157H71ZM81 156V157H82ZM49 157V158H48ZM52 157V158H51ZM84 157V158H85ZM181 156H179V158H177L178 160H180V159H182V158H180ZM31 158H33V157H31ZM62 159V161H58L59 159ZM79 158V159H78ZM188 158V157H187ZM187 158H186V160H187ZM54 159L56 160V161H54ZM58 159V160H57ZM60 159V160H61ZM71 159H72V161H71ZM190 158H188V160H189ZM32 160V159H31ZM51 160V161H50ZM78 160V161H77ZM102 160V159H101ZM23 161V160H22ZM52 161H54V165L56 166V163H58V164H60V166L58 167V169H56V167L58 166H54L53 165V162ZM58 161V162H57ZM70 161H71V163L73 162V163H75V164H71L70 165ZM87 161V160H86ZM181 161V160H180ZM46 162L44 163V162H42L41 161V168H42V166H44L43 165V163L44 164H46ZM77 162H80V164L79 163H77ZM85 162V163H84ZM159 162V161H158ZM51 163V164H50ZM86 163H87V165H88V168H87V165H86ZM17 163L15 162V164L14 165H16ZM76 164H78L79 166H80V168H81V166H83L84 164V166H83V169H85L84 170V172H83V170L81 171V170H79V172L77 171L79 168V166L77 167V166H75V168H73V166L74 165H76ZM158 164V163H157ZM161 163H159V167L161 166L160 165ZM69 165V166H68ZM131 165V164H130ZM180 165V164H179ZM178 165V166H179ZM46 166H47V164H46ZM53 166V167H52ZM65 166H67V167H70L69 169L67 168V167H65ZM90 166V167H89ZM132 166V165H131ZM177 166V168L179 169V172H186V171H184L185 169H184V167H182V168H180V167H178ZM181 166V165H180ZM183 166V165H182ZM11 167V166H10ZM39 167V168H40ZM45 167V166H44ZM71 167H72V170H75V171H72L71 170ZM49 168H44L45 169V171L47 170V169H49ZM87 168V169H86ZM133 168V167H132ZM176 168V169H177ZM44 169H42V170H44ZM66 169L68 170V171H66ZM178 169H177V171H178ZM181 169V170H180ZM86 170H89V173L87 174V171ZM187 170V169H186ZM61 171H62V169H61ZM60 171V172H61ZM68 172V173H64V172ZM69 171H70V173H69ZM77 171V172H76ZM134 171V170H133ZM160 171H161V175L162 176H164L163 178H166V174H168V173H164V172H166L163 168L162 169H160ZM12 172V175L14 174V172H13V170L11 171ZM74 172H76V173H74ZM80 172H83V173H80ZM49 173H52L53 174V171L52 172H49ZM71 173H72V175H71ZM85 173H86V175H85ZM134 173V172H133ZM181 173H178V174H181ZM75 174V175H74ZM76 174H77V177H76ZM170 174V173H169ZM185 174V173H184ZM51 175V174H50ZM85 175V176H84ZM89 175H91V179L89 178ZM134 175V177H136V175L135 174H133ZM186 175V174H185ZM53 176V175H52ZM55 176H53V177H55ZM76 177V179H75V177ZM173 176V179H170L171 181H175L174 180V177L175 176H177L178 178H179V175H169L168 177L169 178H171V177ZM182 177L184 176L183 174L181 175ZM81 177V178H80ZM167 177V178H168ZM192 177V176H191ZM196 177V176H195ZM166 178V179H167ZM193 178V177H192ZM191 178V179H192ZM56 181H55V180ZM63 179L61 180V185H64L65 183V185L64 186H69L68 184H67V182H65V180L63 181ZM78 179V180H77ZM177 179V178H176ZM182 179V178H181ZM195 179V178H194ZM22 180V179H21ZM70 180V179H69ZM74 180H76V182L74 181ZM164 180V179H163ZM170 180H167V182H168V186L170 185V183H171V185L170 186H173V185H177L176 187H178V188H176L175 186H173L176 190H178V191H180V192H178V191H173V190H175L173 187H169V190H171V191H168L167 192V190H165V188L163 187V188H161L162 186H161V184L163 183V184H165L166 186H167V182H166V180H165V182H163L162 181V183L161 182H159V183H157L156 185H155V188H157L158 189V194L157 195H159V197H160V195H162V194H160V193H163V194H168V195H165L164 197H166V198H168L167 196H170L169 198H171V200H173V199H177L176 201H175V203H178V204H181L180 206L183 208V206H184V210L185 209H187L188 208V206L191 204H189V205H187L186 203H188L187 201L188 200H186L187 198H186V196L184 197V195H187L186 193H188L190 190H188V188H189V186H185V184H187L188 182H187V180L185 181L186 183H183V182H181V183H179V182H177V183H179V184H177L176 183V181L173 183V182H170ZM178 180V179H177ZM15 178H14V183H15ZM54 181V182H53ZM63 181V182H62ZM179 181H180V178H179ZM182 181H184V177H183V180ZM5 182V181H4ZM3 182V183H4ZM18 182V181H17ZM65 182V183H64ZM83 182V183H82ZM93 182H94V184H93ZM2 183V185H4ZM8 183V182H7ZM6 182H5V186H8V184H7ZM19 183V182H18ZM58 183V184H59ZM86 183H87V185H86ZM182 183L184 184L183 186H182ZM11 184V188L9 189V191L10 190H13V193H12V191H11V193L14 195V197H15V194H16V198L18 197L19 198V193H20V191H23V190H20V191H17V192H19V193H17L16 192V190L14 191V188H13V183H10ZM9 184V185H10ZM17 183H15L14 185H16ZM78 184L80 185V184H82V185H80V187L78 186ZM89 184V185H88ZM2 185H0V188H2L3 190H5L4 188H3V186ZM20 185V184H19ZM19 185H16V188H18V186ZM60 185V184H59ZM77 187H76V186ZM179 185V186H178ZM181 185V186H180ZM2 186V187H1ZM4 186V187H5ZM21 186H24V182H23V185H22V183H21ZM21 186H20V188H21ZM91 186V187H90ZM165 186V187H166ZM168 186H167V188L166 189H168ZM24 187H26V188H24ZM24 187H22L23 189H25V191H26V189H27V187L28 186H24ZM82 187V188H81ZM181 187H183V188H181ZM185 187H186V189H185ZM6 188V187H5ZM13 188V189H12ZM20 188H18V190L20 189ZM81 190V189H83V190H81V191H79V193H78V190L79 189ZM95 188V187H94ZM171 188H173V189H171ZM34 189H36V188H34ZM32 190V191H34L33 193H32V195H36L35 197H37V194H34L35 193V190ZM76 189V191L77 192H73V195L75 194V196L73 197V195H71L72 193V191L73 190H75ZM78 189V190H77ZM85 189H86V193H84L85 192ZM162 189H163V191H162ZM6 190L8 191V187L6 188ZM5 190V191H6ZM28 190V189H27ZM95 190V189H94ZM94 190H92V191H94ZM2 191V190H1ZM24 191V192H25ZM30 191V190H29ZM90 191V192H89ZM187 191V192H186ZM3 192V191H2ZM14 192H15V194H14ZM166 192V193H165ZM171 192L172 193H174V194H171ZM184 192H185V194H184ZM4 193V197H6V199L8 198L7 196H6V194L9 196V195H12V194H8V192H3ZM27 194L25 195L26 197H31L32 198V196L30 195V193H31V191H30V193L27 191L26 192ZM84 194V198L82 197L81 198V196H83V194ZM88 193V194H87ZM95 193V192H94ZM157 193V192H156ZM18 194V195H17ZM20 194H25V193H23V192H21ZM78 194V195H77ZM82 194V195H81ZM91 194V193H90ZM89 194V195H90ZM184 194V195H183ZM81 195V196H80ZM88 195V197H91V196H89ZM92 195H94L93 193H92ZM156 195V196H157ZM176 196V195H178V197L181 199H178V198H175V197H173L172 198V196ZM42 196H44L43 198H42ZM42 196H40L39 195V197L40 198H38V200L40 201H38V204H37V202L35 203L34 201H37V200H31V198L29 199L30 201H32V202H34V203H31L30 201H28L27 199V201H28V204H29V206H31V205H33V204H35V208L33 207V206H31L30 207V210L32 211V213H36V211H37V213H36V217L35 218H38L39 217V209L38 208H40V203L42 202V203H46L47 201V199H48V195L47 194H43ZM77 196V197H76ZM79 196V197H78ZM154 196H155V192H154ZM155 196V198H157ZM11 197V196H10ZM14 197H11L12 199L14 198ZM21 197H23V198H25L24 196H22V195H20V199H21ZM34 197V196H33ZM163 196H162V199H159V198H157V199H159V200H161V202L158 200L157 202L159 203H161V204H159L160 206L162 205V204H164V203H167L170 199L168 198V200L166 199V198H164ZM177 197V196H176ZM183 197H184V199H183ZM264 197V196H263ZM262 197V198H263ZM15 198V199H16ZM17 198V199H18ZM47 198V199H46ZM79 198H81V200L79 199ZM261 198V199H262ZM0 199H2V198H0ZM16 199V200H17ZM19 199V200H20ZM163 199H165V200H167V201H165V200H163ZM14 200V199H13ZM15 200V201H16ZM23 200V199H22ZM156 200V199H155ZM170 200V201H171ZM264 200V199H263ZM25 201V200H24ZM82 201V202H81ZM20 202L22 203V201L20 200ZM26 202V201H25ZM31 204H30V203ZM88 202H89V199H88ZM180 202H182V203H180ZM41 203V204H42ZM85 203V202H84ZM173 204L172 203V201L171 202H169V205H171V204ZM174 203V204H175ZM36 204L37 205H39V207L38 206H36ZM89 204L90 203H85V205H83V204H81V205H83L82 207L79 205V203H78V205H79V207L81 208V209H84L85 208V206H86V208H88L89 207ZM168 204V203H167ZM167 204H165V206H168ZM27 205V204H26ZM25 205V206H26ZM176 205V204H175ZM17 206H20V204H19V201H17V203H15L14 204V209L16 210V211H19V209L21 208V206H20V208H18ZM22 206H23V203H22ZM29 206H27V207H29ZM164 205H162V207H163ZM164 206V207H165ZM185 206H186V208H185ZM191 206V205H190ZM189 206V208H191ZM15 207H17V209L15 208ZM27 207H22L21 208V210L24 208V210H25V208H27ZM38 207V208H37ZM34 208V209H33ZM182 208H181V210H182ZM188 208V209H189ZM27 209H29V208H27ZM188 209L187 210H185V212H187L188 211ZM34 210H35V212H34ZM184 210L182 211V212H184ZM15 211V212H16ZM29 210H26V212H28ZM30 211V212H31ZM166 211V210H165ZM164 211V212H165ZM14 212V213H15ZM24 213H25V211H23ZM22 212V213H23ZM28 213V215H31L32 213ZM163 211H162V213H164ZM184 212V213H185ZM21 212H20V214L21 215H23ZM16 214V213H15ZM17 216H20L19 215V212L16 214ZM34 216H35V214H34ZM21 217V220H19V223H16V221L18 222V220H16V218L14 217V221H15V223L18 225V229H20L21 227H20V225H21V221H22V218H23V216H20ZM20 217H18L19 219H20ZM28 217V218H27ZM29 217H33V216H27V213H26V216L24 217V218H26L25 220H26V224H30L31 225V227L30 228H28V226H25L26 224L25 223H23V224H25L24 226V228H25V230H26V227L28 228L27 229V231H29V233L28 234H31L35 229H36V227H33V226H36V225H33V224H36L37 223V226H39V224H38V219H37V221H36V223L34 222L35 220H33L34 219V217H33V219H31V218H29ZM17 218V219H18ZM28 219V220H27ZM29 219H31V222H30V220ZM25 220H23V221H25ZM22 221V222H23ZM27 221H29V222H27ZM32 221H33V223H32ZM23 224H22V227H23ZM29 225V226H30ZM40 227V226H39ZM38 227V228H39ZM24 228H21L20 230L21 231H19V230H17L18 231V234H20V232H23L24 234H25V230H24ZM37 228V229H38ZM33 230L32 232H30V230ZM40 231L42 232V228L40 227ZM39 231V232H40ZM254 234H255V232H253ZM24 234H22L21 233V235L22 236H24ZM36 234V231H34L33 232V235L31 236V237H29L30 235H28V237H29V239H31V241H35V243L37 242V240H35V238H37L36 236L37 235H35ZM37 234H38V231H37ZM42 234H43V232H42ZM20 235V236H21ZM39 235V234H38ZM35 236V238H33ZM263 237H264V235H263ZM33 238V239H32ZM39 238H41V236H39ZM38 238V239H39ZM2 239V238H1ZM0 239V246L2 245V248H5V246H3L4 244H7L8 245V239H6L7 240V242H1L2 240ZM42 239V238H41ZM43 240H45V243H44V245H45V247H46V245H48L47 243H46V241H47V238H45L44 237V239ZM43 240L42 241H40V242H42L43 243ZM38 242H39V240H38ZM37 242V243H38ZM41 243V245H39V244H37L36 246H37V248L38 249H36V248H33V247H36L34 244H29V246H30V248H28L27 247V253L29 254V255H33L32 254V252L35 250V251H38V252H35V254H34V256H32V257H36V259L34 260V258H33V260H32V262H36V261H38V263L37 264H41L42 263V261H44L43 259V257L41 256V253L43 254V253H45L44 255H46V251H48V250H46L45 252H41V249L44 247L43 246V244ZM28 245V244H27ZM31 245H34L33 247L31 246ZM40 246H43V247H41V249H40ZM31 247L33 248V249H31ZM44 247V248H45ZM44 248L42 249V250H44ZM1 249V248H0ZM40 249V250H39ZM46 249V248H45ZM48 249V248H47ZM30 250V251H29ZM33 250V251H32ZM29 251V252H28ZM49 252V251H48ZM51 252V251H50ZM34 253V252H33ZM38 253H40V254H37ZM36 255V256H35ZM43 258L42 260H41V263H39L40 261V259L38 260L37 259V257L39 258L40 256ZM43 255V256H44ZM49 255L51 256V254H48V257H49ZM53 255V254H52ZM264 251H263V253H262V256H261V258L263 259L264 258ZM46 257V256H45ZM48 257H46V258H48ZM49 258H51L52 259V256L51 257H49ZM54 258V257H53ZM30 259H32V258H30ZM262 259H261V261H259L258 262V264H264V263H262ZM46 261L48 260V259H45ZM54 261V260H53ZM263 262H264V260H263ZM55 263V262H54ZM34 264H36V263H34ZM44 264V263H43Z\"/></svg>",
	"mask_w": 264,
	"mask_h": 264
}]
</instances>
